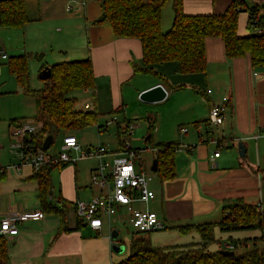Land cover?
Listing matches in <instances>:
<instances>
[{
	"label": "crops",
	"instance_id": "1",
	"mask_svg": "<svg viewBox=\"0 0 264 264\" xmlns=\"http://www.w3.org/2000/svg\"><path fill=\"white\" fill-rule=\"evenodd\" d=\"M231 1L183 0V10L187 14H218ZM243 1L248 5L264 3V0ZM23 2L28 19L24 27H0V86L13 77L3 63L11 56L26 52L42 55L41 60L35 58L39 64L29 63L34 60L32 57L28 59L30 87L31 83L37 84L31 75V66L37 72L43 65L49 67L61 61L90 58L94 88L78 89L70 96L76 98V104L83 103L81 110L94 108L99 116L113 114L116 110L115 113L122 116L116 118L115 124L125 132L129 125L133 126L131 132L145 129V125L136 128L133 119L148 117L147 112H153L157 117L147 118L150 134L145 137L149 150L154 153L153 159L155 151L152 148L156 143H179L174 153L173 176L160 179L154 172L152 180L158 181L157 189H150L155 197L147 205L140 206L154 211L164 225L162 229L174 233L177 239L163 243L165 246L200 242L197 230L182 234L176 227L217 223L225 207L237 198L264 209V66L252 68L247 54L240 58L226 57L220 38L205 40L204 72L179 73L175 61L145 66L137 38L116 37L109 23H94L101 15L102 0ZM171 11L173 18L172 4ZM167 13L169 9L163 18L161 12L163 31L172 24ZM247 24L248 13L241 12L237 29L240 35L248 33ZM135 65L152 67L155 73L134 71ZM157 84L166 91L163 100L147 103L139 99L142 91ZM16 86L19 88L17 83ZM123 102H132L133 107ZM217 103L225 105L224 121L219 126L207 125L204 120L208 118L210 107ZM33 105L35 116V99ZM23 118L10 117L4 128H0V145H4L1 146L4 149H0L2 166L16 162L14 155L11 158L10 151L4 150L10 142L11 126ZM13 119L15 122L11 123ZM181 128L186 131L181 132ZM128 139L130 146L135 148L130 135ZM239 145L243 147V155L239 153ZM217 149L219 156L212 167L209 157ZM62 164L65 166L50 171L52 187L48 200L53 205L60 207L63 201L73 204L78 200L87 201L98 194V189L89 186L87 181L96 165ZM4 173L0 178V219L12 212L41 213L39 218L19 223L18 233L6 237L7 264H117L129 255L130 242L121 252L112 249L111 235L118 231H112L110 217H107L106 226L103 220L100 228L93 229L86 222L78 226L75 210L67 209L65 221H61L59 213L42 212L37 196L38 180L30 166ZM119 211L126 213L121 207ZM243 233L244 230L221 231L216 226L213 236L220 243L229 238L239 242L252 238ZM150 234L147 235L151 244L162 246L154 244L153 234Z\"/></svg>",
	"mask_w": 264,
	"mask_h": 264
},
{
	"label": "trees",
	"instance_id": "2",
	"mask_svg": "<svg viewBox=\"0 0 264 264\" xmlns=\"http://www.w3.org/2000/svg\"><path fill=\"white\" fill-rule=\"evenodd\" d=\"M168 1L172 4L173 18L170 28L163 31L161 12ZM241 12L248 13V33L245 35H240L237 31L238 15ZM27 22L23 0H0V27L22 29ZM103 22L110 24L116 37L137 38L140 41L145 66L175 61L176 71L179 73L204 72L207 38H220L225 55L230 59L247 54L252 68L264 66V3L248 5L243 0H232L222 13L187 14L183 10V0H102L101 15L94 23ZM34 57L42 59L41 54H35ZM29 58L27 53L11 56L6 65L21 91L35 99L34 120L40 124L33 137L36 147L41 148L47 135H52L54 139L60 130L70 131L97 122L99 114L94 108L87 111L76 109V98L67 96L72 90L94 88L90 58L50 65V76L45 80L44 87L38 90L29 86ZM134 71L155 73L152 67L141 68L136 65ZM14 122L15 119L11 120V123ZM204 123L208 125V119ZM100 127L103 129L98 126L99 129ZM117 128L118 144L121 146V139L126 136V132L119 125ZM153 147L157 149L156 176L160 179L172 177L174 153L179 143L159 142ZM61 165L64 164L43 165L33 175L39 184L37 196L42 212L59 213L61 221H65L67 209L74 210V204L63 201L58 207L48 200L52 187L50 171ZM4 175V172H0V178ZM81 223L78 220V226ZM216 226L221 231L259 228L262 232L260 239L264 240V209L237 198L225 207L223 216L217 223L177 226L176 229L182 234L195 229L201 236L200 242L184 245L153 246L148 232H134L130 240L129 255L117 264H264V246L258 248L255 242L252 249L238 253L236 250L240 240L229 238L227 241L235 246L234 254L220 253L224 249L213 236ZM214 242H219V249L208 250V244ZM8 259V242L0 234V264H7Z\"/></svg>",
	"mask_w": 264,
	"mask_h": 264
},
{
	"label": "built area",
	"instance_id": "3",
	"mask_svg": "<svg viewBox=\"0 0 264 264\" xmlns=\"http://www.w3.org/2000/svg\"><path fill=\"white\" fill-rule=\"evenodd\" d=\"M224 118L225 105L213 104L207 118L209 125L219 126ZM113 120L107 121L105 127ZM132 127V125L128 126L126 136L121 139V146L117 151H107L101 145L83 148L76 136L66 134L62 138L61 151L51 156L34 144L33 137L39 130L40 124L34 119L19 120L11 126L9 134V151L16 158V162L5 166L0 164V172L9 169L18 170L24 165L30 166L33 172H37L41 166L47 164L70 163L78 159L94 158L98 163L90 174L91 186L97 188L99 192L87 201L78 200L74 203L77 219L80 222H86L93 229H98L104 217L109 218L119 212L121 207L125 210L128 223L135 232L146 233L162 229L164 225L154 211L135 206L137 203L147 205L154 199L155 193L149 188L148 182L154 178L155 173L150 169L149 172L146 171L145 162L140 157V150L130 146L128 136ZM180 131L185 132L186 128H181ZM152 150L157 152L156 148ZM71 152L77 153V156L72 157ZM218 156L219 149L210 155L209 163L212 167ZM40 216L39 211L8 213L0 219V234L5 238L14 236L18 233L19 223ZM220 245L224 250L233 251L235 248L234 244L228 241L221 242Z\"/></svg>",
	"mask_w": 264,
	"mask_h": 264
},
{
	"label": "rangeland",
	"instance_id": "4",
	"mask_svg": "<svg viewBox=\"0 0 264 264\" xmlns=\"http://www.w3.org/2000/svg\"><path fill=\"white\" fill-rule=\"evenodd\" d=\"M169 9V13H167L168 18H172L171 15V1H168L166 3V5L163 7L162 9V15L163 18L164 16H166V10ZM27 55L29 54L30 57L34 58V60H30V62H35V55H32L28 52H26ZM7 61H4L3 63L5 64L4 66H6L7 69V65H6ZM37 63V62H35ZM32 64V63H31ZM39 64V62L37 63ZM44 66V65H43ZM40 67V66H39ZM39 69V68H38ZM30 72L31 75H33V77H35V80L37 82V84H32L31 83V89L34 90H38L41 89L42 87H44L45 84V80H42L39 78V70H32V66L30 67ZM89 91V90H87ZM75 92V90L70 91L69 93H67V96H71L72 93ZM34 97L33 96H25V94L21 91V89L17 88L16 83L13 79V77H11L10 81H8L6 84H2V86H0V128H4V126L7 124V120L10 117H24L23 119H30L33 118L34 116ZM124 105H129V107H133V105L131 104L132 102H123ZM159 103V102H158ZM83 103L82 102H78V104H76L75 108L76 109H81ZM125 105V106H126ZM150 109V108H149ZM112 113V112H110ZM104 113L102 115H100L97 119V122L91 125H87L84 126L82 128H78V129H74V130H60V132L54 137L52 143L50 144V146L48 147V149L44 150L45 154L51 155V156H55L57 155L60 151H61V146H62V138L64 135L71 133L72 135L76 136L78 141L81 143L82 147H86V146H97V145H101L104 146L107 151L110 152H114L117 151V148L119 146L118 144V139H117V126H116V122H118L116 120L119 119L122 115L113 113ZM149 115L148 117H157L153 112H147ZM115 117V120H113ZM148 117H142V119L140 118H135L133 119V124L136 125V128L138 126H142L145 125V129H138V130H132V132L130 133V140H131V144L135 147V148H139V153H140V157L142 159V161L145 162V166H146V171L149 172V167L151 165V162L154 158V153L152 151L149 150V143H146L145 141V137L150 134L148 133L147 130V126H148ZM109 120H113L112 123L108 124L106 129H102L100 127V129H98V126H105L106 122ZM214 128V127H213ZM133 131H135L136 133L133 134ZM10 138V137H9ZM138 141V142H137ZM146 144V145H145ZM10 145V142H9ZM8 145V147H9ZM2 145H0V149H4L1 148ZM4 147V145L2 146ZM8 147L4 150V152H9ZM8 154V153H7ZM70 155L72 157H76L77 153L75 152H71ZM9 157H13V155L11 153H9ZM107 159H110V157H107ZM106 160V158H105ZM97 160L94 158L91 159H78L75 162L72 163H68V164H76V165H83L86 167H90L93 165H96L95 167H97ZM65 165H61L59 166L57 169L63 167ZM88 181V185L91 186V178H90V174L88 175L87 178ZM157 180L153 179L151 181L148 182V186L149 188H154L157 189ZM93 187V186H92ZM95 188V187H93ZM96 189V188H95ZM142 204L137 203L136 206L140 207ZM104 224L105 226L107 225V217H104ZM110 221H111V225L114 227L112 229L113 230H117V236L116 238L113 240L114 243H119V245L122 244L123 248L124 247H129V242L131 240V236L132 233L135 231L128 223V217L127 215L123 212V211H119L113 215L110 216ZM150 235L153 234V243L157 245H164L163 243H172L173 241H175L174 237V233L173 232H169L166 229H159V230H154V231H150ZM247 236H251L252 238H248L246 241H241L240 244L237 245V252L241 253L244 252L246 250L252 249L254 246V242L256 244V247L261 248L264 246V240L260 239V236L262 234L261 229L259 228H255V229H245L244 233ZM176 237H178L177 235H175ZM254 237H256V240L253 239ZM244 242V243H243ZM219 242H214L211 244H208L207 249L208 250H218L219 249ZM246 244V245H245ZM125 249V248H124ZM123 250V249H122Z\"/></svg>",
	"mask_w": 264,
	"mask_h": 264
},
{
	"label": "water",
	"instance_id": "5",
	"mask_svg": "<svg viewBox=\"0 0 264 264\" xmlns=\"http://www.w3.org/2000/svg\"><path fill=\"white\" fill-rule=\"evenodd\" d=\"M49 76H50L49 67H44L39 72V78L42 79V80L48 79ZM165 95H166V91L164 90L163 86L160 85V84H157L155 86H152V87L142 91L139 94V99L144 101V102H147V103H154V102H158V101L163 100ZM52 140H53L52 135H47L44 138V140L42 142V146H41L43 151L48 149V147L52 143ZM238 147H239L240 155H243L244 154L243 147L241 145H239ZM150 170L153 171V172L157 171V160L156 159H153V161L151 163V166H150ZM116 236H117V232L113 231L112 235H111V238L114 240L116 238ZM112 249L114 251H116V252H121L122 249H123V246L114 243L112 245ZM219 252L224 254V255H233L234 254V251H231V250L230 251L229 250H220Z\"/></svg>",
	"mask_w": 264,
	"mask_h": 264
}]
</instances>
